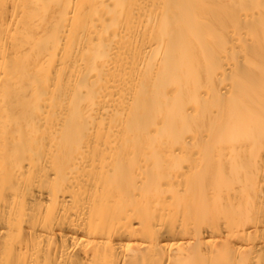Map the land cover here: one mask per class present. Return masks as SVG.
I'll use <instances>...</instances> for the list:
<instances>
[{"label": "bare ground", "instance_id": "obj_1", "mask_svg": "<svg viewBox=\"0 0 264 264\" xmlns=\"http://www.w3.org/2000/svg\"><path fill=\"white\" fill-rule=\"evenodd\" d=\"M0 264H264V0H0Z\"/></svg>", "mask_w": 264, "mask_h": 264}]
</instances>
